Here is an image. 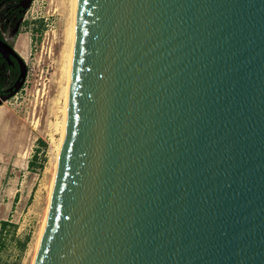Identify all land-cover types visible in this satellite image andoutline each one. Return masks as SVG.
Wrapping results in <instances>:
<instances>
[{"label": "water", "instance_id": "obj_1", "mask_svg": "<svg viewBox=\"0 0 264 264\" xmlns=\"http://www.w3.org/2000/svg\"><path fill=\"white\" fill-rule=\"evenodd\" d=\"M35 264H264V0H79Z\"/></svg>", "mask_w": 264, "mask_h": 264}, {"label": "rangeland", "instance_id": "obj_2", "mask_svg": "<svg viewBox=\"0 0 264 264\" xmlns=\"http://www.w3.org/2000/svg\"><path fill=\"white\" fill-rule=\"evenodd\" d=\"M68 24L61 0H34L19 37L30 72L26 87L0 107V223L16 224L3 232L0 264H32L57 156L51 107Z\"/></svg>", "mask_w": 264, "mask_h": 264}, {"label": "flooded vegetation", "instance_id": "obj_3", "mask_svg": "<svg viewBox=\"0 0 264 264\" xmlns=\"http://www.w3.org/2000/svg\"><path fill=\"white\" fill-rule=\"evenodd\" d=\"M34 0H0V107L26 87L29 61L19 37Z\"/></svg>", "mask_w": 264, "mask_h": 264}, {"label": "bare ground", "instance_id": "obj_4", "mask_svg": "<svg viewBox=\"0 0 264 264\" xmlns=\"http://www.w3.org/2000/svg\"><path fill=\"white\" fill-rule=\"evenodd\" d=\"M78 2L79 0H61V5L65 11L69 14V24L67 27V41L63 51L62 66H61V75H60V85L57 96L52 100V110L56 117L55 129L58 134V149L57 156L55 160L54 172L52 177V182L49 191V198L47 203L46 213L43 219V223L38 235L37 240H35V253L33 256L32 264H35L37 254L41 245V240L43 236V231L45 223L47 220V215L49 212V204L51 199V194L53 190V185L55 181V176L59 164V159L61 156L63 140L66 129L68 107H69V98H70V89L72 81V72H73V62H74V51H75V41H76V29H77V12H78ZM68 22V21H67ZM63 45V44H62ZM56 88V87H55ZM55 94V93H54ZM51 123V121H50ZM34 244V243H33Z\"/></svg>", "mask_w": 264, "mask_h": 264}, {"label": "trees", "instance_id": "obj_5", "mask_svg": "<svg viewBox=\"0 0 264 264\" xmlns=\"http://www.w3.org/2000/svg\"><path fill=\"white\" fill-rule=\"evenodd\" d=\"M8 226H13L15 228L16 224L14 222H10V220H7V219H4L1 221L0 223V263H1L2 251L6 245V240H5V236L3 232L4 230H6Z\"/></svg>", "mask_w": 264, "mask_h": 264}]
</instances>
